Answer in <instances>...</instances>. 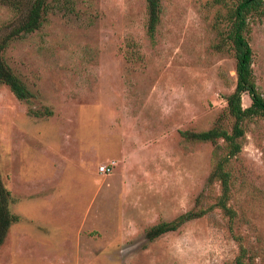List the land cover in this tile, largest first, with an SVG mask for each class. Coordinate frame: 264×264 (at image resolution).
Listing matches in <instances>:
<instances>
[{"label":"rangeland","instance_id":"1","mask_svg":"<svg viewBox=\"0 0 264 264\" xmlns=\"http://www.w3.org/2000/svg\"><path fill=\"white\" fill-rule=\"evenodd\" d=\"M48 1L41 26L0 53L29 92L18 99L0 84V177L18 217L0 264H264V117L244 120L227 165L229 213L210 180L223 140L183 134L231 126L226 6L160 0L150 35L146 0ZM18 2L0 3V42L31 0ZM249 28L264 96V13ZM199 209L207 211L147 237Z\"/></svg>","mask_w":264,"mask_h":264},{"label":"trees","instance_id":"2","mask_svg":"<svg viewBox=\"0 0 264 264\" xmlns=\"http://www.w3.org/2000/svg\"><path fill=\"white\" fill-rule=\"evenodd\" d=\"M226 6L225 19L228 28L225 37L231 42L235 57L236 84L231 93L226 96V111L232 118L230 128L222 125L200 132H183L186 137L196 141H216L222 139L226 152L221 156L210 174V180L220 183L221 193L214 202L225 213L231 211L227 205L230 193V172L227 165L232 157L242 148L245 129L243 122L255 116L264 117V96L256 85L253 70V50L248 40L250 32L249 19L253 13H264L262 0H214ZM0 3L10 4L19 8L18 0H0ZM148 11V32L153 34L160 16V0H146ZM49 8L48 0H31L29 7L10 33L0 42V53L11 37L23 35L38 29L42 24L43 14ZM0 84H5L18 99L29 96L25 84L13 73L0 54ZM247 93L250 103L242 105V94ZM9 190L0 177V245L3 243L10 225L18 219L8 206ZM206 210H189L171 221H162L150 227L146 233L148 238L155 237L166 231L178 228L185 221L203 215Z\"/></svg>","mask_w":264,"mask_h":264},{"label":"built area","instance_id":"3","mask_svg":"<svg viewBox=\"0 0 264 264\" xmlns=\"http://www.w3.org/2000/svg\"><path fill=\"white\" fill-rule=\"evenodd\" d=\"M99 170L102 172H106V171H109L110 169L107 165H101L99 166Z\"/></svg>","mask_w":264,"mask_h":264}]
</instances>
